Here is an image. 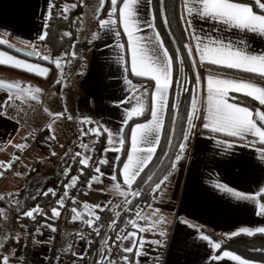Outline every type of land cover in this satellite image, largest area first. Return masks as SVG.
<instances>
[{
	"label": "snow or ice",
	"instance_id": "1",
	"mask_svg": "<svg viewBox=\"0 0 264 264\" xmlns=\"http://www.w3.org/2000/svg\"><path fill=\"white\" fill-rule=\"evenodd\" d=\"M147 3L151 4L152 0H147ZM160 3L162 5L163 23L166 27H169L170 21L166 15H163V9L166 8L165 0H160ZM104 5L105 0H97V12L103 10ZM110 5L111 9L107 12L108 19L98 20L100 28L111 30L113 25L119 23L123 33L127 37L126 44L130 52V67H125V72L135 77L146 78L152 82V91L149 93L147 87H143L142 85L138 86L132 80L125 77L128 91L132 95L127 100H121L119 102L120 105H124L135 101V106L131 107L130 111H126V116L123 121L124 124H127V121L133 117L144 115L146 111L150 112L151 115V119L146 123H137L135 127L131 128L130 149L126 153L127 160L122 162L123 167L120 170L123 178L122 184H113L115 194L124 199V205L127 206L124 210L127 213L133 206L134 200L143 195L141 190L133 189V185L141 177V173L144 172L145 168L151 163L157 147L160 145L161 130L164 127L166 114L172 115L173 127L168 131L173 135L175 134V125L181 119L179 115L180 103L177 101L170 104L169 102L170 92H175L176 86L182 91L189 93L190 101L189 107L183 116L185 125L180 128L179 143L175 145L178 148V152L174 155V161L171 164L172 169H175L177 164L184 159L189 142L197 134L198 126L196 121L198 120L200 121L199 127L204 130H209L214 134H224L225 137L248 141L245 146H253L257 142L264 145V111H261L259 108H253L249 104L240 101V96H243L251 98L252 101L258 102L259 105L264 107V86L257 82L258 80L264 81V54H253L248 49L244 40L237 42L232 40L225 41L221 38H205L195 31V21L199 19L222 24L229 29L250 32L264 37V2L262 0H249V2H243V0H183V14L180 17L183 23V32L186 40L191 37L192 41H194V44L186 42L182 45L183 50L186 52L187 61L190 62L194 73L192 81L194 86L191 88L188 86L189 80L187 76H184L182 79H173L174 64H178L180 72L184 71L185 57L181 55V47L176 46L175 52L170 54L169 49L165 47L160 33L156 31L154 23H147L146 25L152 32L151 36L141 34L144 26L140 15L141 0H110ZM254 6L258 11H254ZM48 7L50 17L54 5L49 4ZM72 7H76V5L74 4ZM68 10L69 7L65 5L63 12H67ZM155 18L153 14V21ZM169 32L171 35L170 28ZM64 35L71 36V33L66 32ZM120 35L121 33L119 31L115 32L117 38ZM46 37L47 32L45 31L39 36V40L44 41ZM95 38L94 36L93 39ZM0 44H8V41L0 40ZM173 44L174 46L176 45L175 37H173ZM9 47H13V45L9 44ZM26 47L31 49L28 53L29 55H39L31 44L26 45ZM117 47L124 48L125 45L118 44ZM65 55L75 56V52L70 54L66 53ZM41 59L48 61L51 58L48 55H44ZM61 59L56 58L53 60V63L58 69L62 70ZM198 64L247 73L252 78L225 76L209 68L207 76L202 79L200 72L196 70ZM0 65L23 69L40 76H46L49 72V69L46 67L28 63L4 51H0ZM62 82V79L56 81L57 84ZM141 88H143V91H141ZM0 89L4 90L7 97L6 99H0V109H3L16 99L38 100L39 94L42 91L40 88H33L31 85H22L20 81H8L5 79H0ZM146 93L150 97L149 104L147 105L144 103ZM44 111L49 112L47 108ZM67 111V108H64L61 112H49V115L52 116L53 123L55 120L64 116L71 120L73 117L67 115ZM0 114L3 113L0 112ZM81 123L92 124L93 121L85 118ZM47 127L52 133L48 139L55 140L56 137L52 129V124H48ZM89 134L93 136L107 135V144L109 146L103 149L104 153L110 151L119 153L126 143L122 135V130L114 134L107 127L99 123L95 127L82 129V136ZM249 137L252 139H249ZM168 143L170 146H173L171 137ZM216 143L224 148L226 152L235 146L234 141L227 139L217 140ZM15 147L18 151H22L27 147V144H16ZM79 147L85 151L75 152L73 159H76L82 166L80 175H83L84 170L87 168L91 167L94 169L95 175H92L88 181V187L91 188L94 182H101V178L105 175L101 170L102 166L110 164V161L106 156L94 159L89 154V150H95L92 145L81 142ZM257 151L260 153V159L264 161V147L258 148ZM52 155H55V152ZM67 155L68 153L66 152L65 156ZM19 159V156L14 155L9 161H0V167L5 170L11 169ZM70 170L68 169V171ZM2 175L3 172H0V176ZM65 175H67V172H65ZM153 175L147 176V179L143 182L148 185L155 198V195L167 184L171 173L164 175L158 180H154ZM78 179L79 176H73L71 177V182L64 185L65 191L56 200V206L51 208L50 215L38 205L30 210L24 211L22 215L33 220L37 216H46L48 220L59 218L61 215L60 209L65 206V201L69 198L68 189L74 188ZM111 179L112 181H116L117 176L112 175ZM214 187L238 200L257 202L259 208L258 214L264 216V203H259L258 201V198L264 197V187H260L253 195L245 194L223 183H215ZM49 194L52 196L57 195L52 189H48L44 193V195ZM11 195L13 194L9 193V196ZM129 197L132 199H129ZM3 199L5 197L0 196V200ZM72 202L77 203L74 197H72ZM16 205H19V201H16ZM124 205H117L116 207L120 208L124 207ZM111 206V201L103 206L100 204L93 206L84 204L83 207L90 214V218L83 222L88 227L93 228L97 235H100V229L96 226V222L101 220V216L97 215L96 212L107 210ZM157 212H159V209L153 213V216ZM72 213L74 214L73 219H83V214L77 208L73 207ZM7 215V211L0 208V218H7ZM133 215L135 218H130L126 221V224L131 225L133 230H125L122 235L118 234L115 237L116 242L130 241L131 246L124 247L122 249L123 252L133 253L138 257L145 254L143 251L145 244L153 243L157 246H162L164 243L163 240L148 241L141 234L166 223V218L161 215L158 219L151 221L150 227L145 228L139 223L141 219H146L142 211L134 212ZM114 216L120 218L121 213L116 211ZM116 224L117 221L114 218L109 227H115ZM24 227L26 229V226ZM41 228H48L52 232L56 231V228L52 224L45 222L41 227L36 228V234H41ZM257 233L264 234V227H257L255 229L247 227L240 228L239 231H233L230 237H235L240 234L252 236ZM158 234L161 237H166L167 235L164 229H160ZM200 238L209 241L213 248L219 249L221 247L220 243L211 242L208 235L202 233ZM5 239H15L18 242L20 237L18 235L15 237L8 236ZM81 239H83L82 234ZM105 242L107 243V240ZM0 247H3V245L0 244ZM12 255H15V253ZM223 257L237 261L238 264H250V261L242 259L241 256L229 251H224ZM221 258L220 256L214 257V259ZM123 260L126 264H131L127 255L123 257ZM0 264H10V256L0 255Z\"/></svg>",
	"mask_w": 264,
	"mask_h": 264
},
{
	"label": "crops",
	"instance_id": "2",
	"mask_svg": "<svg viewBox=\"0 0 264 264\" xmlns=\"http://www.w3.org/2000/svg\"><path fill=\"white\" fill-rule=\"evenodd\" d=\"M54 1L57 0H0V40H7L8 44L6 45L10 44L20 47H26V45L31 44L38 53L42 52L43 55L52 52L49 45L45 43L46 39L40 41L39 36L45 31L48 36L51 20L56 13L54 8H52V14L49 17L48 6L49 4L53 5ZM110 9L111 5L108 11H110ZM153 14L155 15L153 0L151 4H148L147 0H141L140 15L144 25L141 34L148 36L152 35V32L146 25L147 23H154L156 26L155 20L153 21L152 19ZM103 19H108L107 13ZM116 19H118V17H116ZM104 30L105 29L99 27L97 40L90 50L88 67L78 81V98H81L80 100L82 104L86 107L82 112V116L93 121L91 127H95L96 124L99 123L100 125L107 127L114 134L122 130V135L124 136L126 143L119 153L111 151L104 153L102 150L101 157L106 156L109 159L110 164L102 166L101 170L105 175L101 178V182H94L91 188L87 186L86 196L76 200L77 210L83 214V217L89 215L88 211L83 207L84 204L90 206L96 204L101 205L106 196H118L115 194L113 184H122L123 178L120 174V170L123 167V163H119L124 149L126 147L127 151L130 149V130L132 127H135V124H137L135 123L129 127L130 120L127 121V124L123 123L126 111H130L131 107L135 106V101L124 105L119 104L121 100H127L128 97L132 95V93L128 91L125 77L132 80L133 83L138 86L142 85L143 87L148 88L147 85L149 83L147 80L137 79L130 73L125 72V67H130V52L127 49V37L123 33L122 27L119 23L112 26L111 30H109L111 32V37H106L105 40L103 37ZM117 31L121 33L119 38L115 36V32ZM156 31H158L157 26ZM195 31L205 38H221L225 41L232 40L237 42L244 40L248 49L253 54H264V37L260 35L236 29H229L222 24L199 19L195 21ZM189 43L194 44L191 37H189ZM118 44H124L125 47H117ZM0 51L7 52L9 55L25 60L28 63L49 69L46 76L32 73L38 77L45 78L50 73L52 76V69L54 70V74L51 77L52 80L43 81L36 79L33 76L31 77V75L28 76L26 73L23 75V72H21L25 71L23 69H18V71L12 72L11 69H8L11 66L0 65V79L20 81L22 85H31L33 88L39 87L37 86V84H39L42 87L41 92H43L44 85H51L53 80L59 75V73L56 74L55 65L51 61L52 65H47L34 59L22 57L4 48H0ZM52 54L54 55L53 52ZM37 57L41 58L42 56L39 53ZM209 68L225 76L252 78L250 74L247 73L224 70L212 67L211 65L198 64L196 70L200 72L203 79L207 76ZM257 82L264 86V81L258 80ZM57 88V90L60 91V84L57 85ZM141 91H143V88H141ZM148 96L147 93L144 96V103L146 105L148 104ZM6 98L4 90L0 89V99ZM30 108L31 105H27L26 101L16 99L3 109H0V112L3 113L0 114V161H9L14 155L19 156L20 159L23 158V162L19 169L13 174L5 175L4 179L0 181V195L19 191L20 188L24 186L30 171L34 172L35 170H40L44 168V164L49 163L48 161H45L46 159L42 158L43 150L28 145L29 136L33 131L40 127L45 128L43 115L40 118L37 113H32ZM256 108L264 111V107L259 105L258 102ZM34 109L37 110V107ZM134 118L136 117H133L132 119ZM150 119L151 115L149 114L148 119L138 123H146ZM165 120L166 116L164 124ZM196 123L198 126L197 134L193 136L192 143L188 145L184 159L177 164L176 168L171 172V175H169V177H173L174 174L178 172L177 179L179 181L175 189L174 204L173 209H171V212L173 213L171 215V223L167 226V235L166 237H161L158 232L156 236H152V234L149 235L145 232V234L143 233V237L148 241L157 239L164 241L163 245L160 246L159 251L156 250L160 253L159 260L161 264H238L237 261H233L228 257H223V252L229 251L235 255L239 254L231 250H223L222 252H219L220 248H213L209 241L200 238L202 233L195 225H202L224 237H230V234L233 231H239L240 228L247 227L255 229L257 227H264V216L258 214L259 208L257 202L238 200L214 187L215 183H223L235 190L242 191L249 195L255 194L260 187H264V161L260 159V153L257 151L258 148L264 147V145L257 142L253 146H245L248 141L231 140L218 136L211 133L209 130H204L199 127V120L196 121ZM47 124H52L54 132L55 128L53 126L55 125L52 118L47 120ZM51 134L52 133L49 131L47 137ZM162 136L163 129L161 130V140ZM83 138V143L89 144V142L93 140V135L89 134L86 137L83 136ZM104 138L103 149L109 146L107 144L106 134H104ZM220 139L234 141L235 146L226 152L224 148L216 143V141ZM249 139L252 138L249 137ZM47 141L48 144H50L53 140L47 139ZM16 144H27V147L22 151H18L15 147ZM158 148L159 146L157 147V150ZM24 150H28L26 154L24 153ZM155 155L153 156V159ZM117 157L118 159H116ZM126 160L127 155H125L123 162ZM39 162H42L43 165H38ZM32 166L35 168H32ZM4 171L5 169L0 167V172ZM37 172L31 177H36ZM112 175L117 176L116 181H112ZM136 187L137 181L133 185V188ZM165 187L166 186H163L162 188ZM168 193H170V191H167V194ZM160 199L163 200L159 194V196L157 195L151 203ZM258 201L259 203H264L260 198H258ZM151 203L147 204V208L143 213L146 219L140 220V225L145 228L147 223H151V221L155 220V218H152L151 214L148 212ZM157 206L164 209L165 203L162 202L160 205L157 204ZM73 215L72 212H67L63 218L65 237L72 233V227L70 224ZM185 221H187V223H185ZM45 222L52 225L54 224L53 220H48L47 218L42 217L41 225ZM20 223L21 222L17 223L8 221L6 218H0V244L4 245L7 240L5 237L8 236L15 237L18 235L20 238L22 237ZM42 229L44 237L48 236L49 229ZM210 241L218 243L211 238ZM153 245L157 247L156 244ZM65 248L67 249L68 246ZM3 250L4 252L1 254L10 256V264H20L21 255L18 252V244L15 239L12 246ZM13 253H15V255H12ZM126 254L128 255L129 261L137 259L143 260L144 257V255H141L132 258V253ZM216 256L222 258L214 259ZM241 258L250 261V264H264L263 262L250 260L242 256ZM116 264H126V262H118Z\"/></svg>",
	"mask_w": 264,
	"mask_h": 264
},
{
	"label": "trees",
	"instance_id": "3",
	"mask_svg": "<svg viewBox=\"0 0 264 264\" xmlns=\"http://www.w3.org/2000/svg\"><path fill=\"white\" fill-rule=\"evenodd\" d=\"M61 1L69 7V10L67 12H61L59 17L53 15V18L51 21L53 22V19L58 21L57 26L54 28L52 26H50L48 36L46 38L45 43L49 45L50 39L53 37V41L51 42V46H53L54 49L55 48L57 49V46H58V50L61 51L60 45H62L65 48L64 51H66V50L69 51L73 39L78 38L77 31H78V29H80L79 25H80L81 29L83 27V22L81 20L80 14L84 11V9L86 8V5H88L90 3V0H87V1L83 0V2H81V0H61ZM243 2H249V0H243ZM262 2H264V0H262ZM74 4L76 5V7H72V5H74ZM165 4H166V8L163 9V15H166L167 19L170 21L169 27H166L163 23L162 5L160 3V0H153V8H154V13H155V17H156L155 18L156 26H157V29H158V31H159V33H160V35L164 41V44L169 49L170 54L175 52L176 46L181 47V55L183 57H185L184 71L180 72L178 64H174L173 79L174 80L182 79L184 76H187L188 80H189L188 86H189V88H191L194 86L192 83L193 78H194V73H193V70L191 68L190 62L187 61L186 52L182 48V45L184 43H186V42L189 43V38H187V40L185 39V34L183 32V23L180 19L181 15H182V0H165ZM109 7H110V0H105L104 9L98 15L99 17L97 18V21H96L97 34L99 32V27H100L98 20L103 19L106 16V13L109 10ZM254 11H258L255 8V6H254ZM77 16L79 17V19L76 18ZM63 27L70 29L71 36H65L64 37V35L62 34V32H63L62 28ZM169 28L171 31V35L169 32ZM60 32H61V34H60ZM64 33H66V31ZM54 37H55V40H54ZM173 37H175V40H176L175 46L173 44ZM61 38H63V42L61 44H59V40ZM96 40H97V37L95 38V41ZM0 48H4V49H6L12 53H15L17 55L22 56V57H27V58L37 60V61L44 63V64H47V65H52L50 61H44L40 57L31 58L29 56L21 54L6 44H0ZM212 67H215V66H212ZM8 69H11L12 72L18 71V69L13 68V67H9ZM220 69H222V68H220ZM224 70H230V69H224ZM19 71H21V70H19ZM230 71H235V70H230ZM21 72H23V74L26 73L28 76L31 75V77L33 76L36 79L43 80V81H45V80L51 81L52 80L51 77L54 74L53 69H52V76L50 73L45 78H42L40 76L38 77V76H36L32 73L26 72V71H21ZM136 78L140 79V80H147L146 78H140V77H136ZM147 81H149V80H147ZM147 86H148V90L150 93L152 91V82L149 81ZM233 95H236V94H233ZM149 99H150V97L148 96V104H149ZM177 101L180 103L179 115H180L181 119L175 125V134L173 135L172 133H170L168 131L170 128L173 127L172 115L166 114V120H165V124H164V128H163V136H162V140H161V143L159 145V148L156 152V155H155L154 159L152 160V162L145 168L144 172L141 173V177H139L137 180V188L142 187V189H143L142 199L147 204L152 202V200L154 199V196H153V193L150 191L148 185L145 184L143 181L146 180L147 176H149V175L155 174V175H153V179L158 180L159 178L163 177L164 175H169V173H171L173 171V169L171 168V164L174 161V155L178 152V148L175 147V145L179 143L180 128L185 125V121L183 120V116H184L185 111L189 107V101H190L189 93L182 91L178 86H176L175 92L170 93V98H169L170 104L175 103ZM240 101L242 103L249 104L253 108H256V106H257V102L252 101L251 99H248V98L243 97V96H240ZM149 114H150V112L147 111L144 116L136 117V118L130 120L129 127H131L135 123L145 121L146 119H148ZM37 130L35 129L33 131V133L29 136L28 145L33 144V141L35 138V133ZM42 130H43V133L47 137L48 132H49L48 128L42 127ZM216 135L227 138V139H231V140H239L237 138L225 137L224 135H221V134H216ZM101 136L103 138V142L101 144V152H102L105 138H104V135H101ZM94 137L95 136H93V138ZM170 137L172 138L173 146H170L168 143ZM47 139H48V137H47ZM192 139H193V137H192ZM192 139L188 145H190L192 143ZM82 150L83 149L81 148V152H82ZM126 151H127V147L124 149V152H123V155L120 159L119 164H121L123 162V160L125 159ZM70 156H71V154H68L67 156L63 157V159L68 158V157L70 158ZM60 160L61 159H59V161ZM41 164H42V162L38 163V165H41ZM81 167L82 166L78 163V161L76 159L72 158V164L70 167L71 170L67 171V175H65L62 178L61 183L59 185V188L63 189L64 185L73 176H85L86 169L84 170L83 175H80ZM32 168H35V167L32 166ZM43 169H45V168H42L40 170L39 169L35 170L34 172L30 171L28 173L29 176H28L27 180L25 181L24 186L21 187L19 191L11 193L13 195H11V196H9V194L0 195V196L5 197V199L0 200V208L5 209L7 211L8 215H7L6 219L8 221L17 222V223L21 222V216H22L23 212L27 211L28 209H30L36 205H41L44 208L45 212L48 215H50L51 208L56 206V203H55L56 198H55V196H52L51 194L44 195V193H46L48 190L44 187L43 184L46 181L45 179H48L51 176V172L48 171V172H50L49 174H44L45 170H43ZM35 172H37V176L34 178L31 177L32 175H35ZM13 173L14 172L11 169L5 170L3 172V175L0 176V181L2 179H4L5 175L13 174ZM43 177H46V178H43ZM158 194H156L155 197ZM260 200L264 201V197H260ZM16 201H19L18 206L16 205ZM7 208L14 209L15 214L11 213L9 210H7ZM195 226L201 233L208 235L211 239H213L214 241L221 244L219 252H222L223 250H231V251L239 254L240 256H242L244 258L254 260V261H260V262L264 263V234H255L252 236L238 235L235 237H224V236L219 235V234L215 233L214 231H212V230H210V229H208L202 225L196 224ZM11 237H13V236H11ZM13 242H14V239H7L6 243L3 245V247H0V255H3V254H1L2 252H4L3 249L12 246ZM134 256L135 255L132 253L131 257L134 258Z\"/></svg>",
	"mask_w": 264,
	"mask_h": 264
},
{
	"label": "built area",
	"instance_id": "4",
	"mask_svg": "<svg viewBox=\"0 0 264 264\" xmlns=\"http://www.w3.org/2000/svg\"><path fill=\"white\" fill-rule=\"evenodd\" d=\"M54 16L59 17L66 4L61 0L54 1ZM47 141L46 135L42 129H38L35 133V138L32 144L33 148H41ZM103 142L102 136H95L89 145L94 146V151L89 150V154L94 159L101 158V144ZM28 150H24L26 154ZM85 150L83 149L82 152ZM23 162V158L19 159L11 168L13 172L19 169ZM92 175H95L93 168H87L85 176H79L77 184L74 188L68 189L69 198L65 201V206L61 209L59 218L51 219L54 221L53 227L55 232L48 230L49 235L44 237L43 229L41 234H36V228L41 227L42 217L37 216L35 220L21 216V231L22 237L18 244V252L21 255L20 264H116L118 262H125L123 257L127 255L123 252L125 241H115V237L122 235L125 230L132 231L131 225H127L126 221L134 217V212H145L147 203L142 199V196L134 200L131 209L125 213L124 199L115 195L106 196L101 206L106 205L111 201L112 206L104 211H97L96 214L101 216V220L96 222V226L100 229V235H97L93 228L88 227L84 220L90 218L84 216L83 219H71L72 233L65 237V228L63 218L67 212H72V208H77V203L72 202V197H85L87 192L88 181ZM71 179L66 183H70ZM143 192L142 187L136 188ZM65 188L59 189L55 196L56 200L63 195ZM129 199H132L129 197ZM117 205H124V207L117 208ZM37 206V205H36ZM34 206V207H36ZM40 208L44 209L41 205ZM32 207V208H34ZM30 208V209H32ZM28 209V210H30ZM78 209V208H77ZM8 210L15 214L14 209ZM119 211L120 218L114 216V213ZM116 219L115 227H109L111 221ZM140 223V221H139ZM26 226V229L25 227ZM81 234L83 239H81ZM111 238V239H108ZM107 240V243L105 242ZM119 244V246H117ZM68 246L66 249L65 247ZM143 260H132L131 264H161L160 257L157 256L154 250L150 249L146 244L144 246ZM154 251V252H153ZM128 256V255H127Z\"/></svg>",
	"mask_w": 264,
	"mask_h": 264
},
{
	"label": "rangeland",
	"instance_id": "5",
	"mask_svg": "<svg viewBox=\"0 0 264 264\" xmlns=\"http://www.w3.org/2000/svg\"><path fill=\"white\" fill-rule=\"evenodd\" d=\"M101 11L102 10L97 12V0H90V3L86 5V8L80 14L81 20L83 22V27L81 29L79 25V28L81 30L78 29L77 31L78 38L73 39L69 51L67 50L64 51L65 48L62 45H60L61 51L58 50V46L57 49L56 48L54 49V47L51 46L53 37L50 39L49 47L52 49L54 55L52 54V52H48L47 55H49L51 58L48 61H51L53 63V60H55L56 58H62L61 59V64L63 66L62 70L58 69L55 66L56 74L59 73V75L56 79L53 80L51 85H44L43 87L44 91L41 92V94H39L38 100H32V99L24 100L26 101L27 105H31L30 109L32 113H37V115L40 118L43 115V122H45L44 125L45 128H48L47 120H50L52 118V116L49 115V112L52 113L61 112L64 110V108H67L68 110L67 115H71L73 117L71 120L67 119L66 116L57 119L54 122L55 126H53L55 128L54 134L56 139L53 140L50 144H48V142H45V144L41 148H38L39 150L44 151L42 158L46 159L45 161L49 162L48 164L43 165L45 168L44 174H49L51 172V176L48 179H45L46 181L43 184L47 190L52 189L55 192L59 190V185L61 183L62 178L65 176V172H67L68 169H70L71 167L73 154L77 151L81 152V148L79 147V145L81 142H84V138L81 135L82 129H87L93 125V124L81 123V121L85 119L84 116H82V112L86 109V107L82 104L80 100L81 98H78L79 97L78 81L80 79V76H82L85 73L88 67V61L90 59V50L93 44L95 43V39H93V37L94 36L97 37L96 21ZM76 18L79 19L78 16ZM57 22L58 21L53 19V22L51 21L50 24L54 28L57 26ZM62 30H63L62 32L63 35L65 31L70 33V29H67L66 27H63ZM103 37L104 40L106 37H111V32L105 29L103 32ZM62 42H63V38L59 40V44H61ZM72 52H75V56H71V55L65 56L66 53L70 54ZM39 53L41 56H44L42 52ZM58 79L63 80L62 83H59L61 87L60 91L57 90L58 84L56 83V81ZM37 86H39L37 88H40L42 90L41 85L37 84ZM35 107H37V110L34 109ZM45 108H47L49 112H45L44 111ZM37 129H42V127ZM53 152H55V155H52ZM66 152L68 154H71V156L70 158L68 157L63 159V157H65ZM59 159L61 160L59 161ZM177 173L174 174L173 177H169L168 182L165 185L166 186L165 188H161L159 194L160 197L163 198V200L161 199L156 200V202L150 204V208L148 209V212L149 214H151L152 218L158 219L159 216L162 215L166 218V223L160 225L158 228H153L151 231H146V233L149 235L152 234V236H156V234L159 232L160 229L167 230V226L171 223V218H172L171 215L173 213L171 212V209H173L175 189L179 181L177 179ZM167 191H170V193L167 194ZM162 202L165 203L164 209H161L162 207L159 208L157 206V204L160 205ZM157 209H159V212H157L156 215L153 216V213ZM150 224L151 223H147L146 228L150 227ZM141 235H143V233ZM146 245L152 250L159 251L160 249V246L156 247L153 245V243H149ZM129 246H131L130 241L125 240L124 247H129ZM155 253L157 254L158 257H160L159 252L155 251Z\"/></svg>",
	"mask_w": 264,
	"mask_h": 264
},
{
	"label": "water",
	"instance_id": "6",
	"mask_svg": "<svg viewBox=\"0 0 264 264\" xmlns=\"http://www.w3.org/2000/svg\"><path fill=\"white\" fill-rule=\"evenodd\" d=\"M14 50L18 51L19 53L21 54H24L26 56H29L31 58H37V55L36 54H32V55H29L28 53L31 51L30 48H26V47H20V46H16V45H13L12 47Z\"/></svg>",
	"mask_w": 264,
	"mask_h": 264
}]
</instances>
